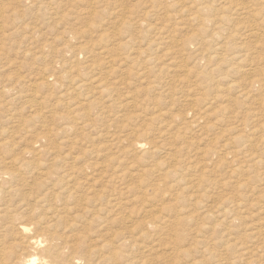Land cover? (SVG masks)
Wrapping results in <instances>:
<instances>
[{"label": "rangeland", "instance_id": "obj_1", "mask_svg": "<svg viewBox=\"0 0 264 264\" xmlns=\"http://www.w3.org/2000/svg\"><path fill=\"white\" fill-rule=\"evenodd\" d=\"M200 1L0 0V167L10 166L14 158L27 162L28 166L16 181L4 183L6 187L14 186L8 199L19 201L23 194L33 197L47 172L52 175L43 187L52 186L58 175L72 164L75 175L83 176L80 174L83 171L99 182L106 181L110 174L121 173L123 178H114L113 183L115 192L122 191L116 197L121 204L101 206V211L111 216L110 223L102 226V220L93 222L94 216L82 212L76 220L80 226L87 225L81 226V230L88 231L91 240L101 242L97 234H105L115 241L119 251L137 261L133 264H264V167L259 168L255 158H248L249 153L261 154L264 150L258 144L259 134H264V130H259L262 127L256 118L264 113L260 103L264 90L259 83L251 84L246 76L230 73L225 68L227 62L222 61L231 54L226 43L230 40L241 43L243 39L245 45L239 54L242 64L264 68V39L261 40L264 22L260 16L241 17L230 12L224 15L230 13L232 23L237 20L242 22L240 25L234 22L232 26L220 16L212 18L217 23L209 22L211 62L206 59L197 62L199 56L191 43L200 27L196 13L203 10ZM209 1L216 6L223 2ZM243 1L250 5L262 2H240ZM200 13L203 17L207 15L206 11ZM217 19L222 21L219 23ZM225 23H228L226 27ZM251 26L256 29L253 33L248 31ZM234 31L239 40L230 36ZM197 68L203 72L201 75ZM207 70H213L217 76L223 71L234 85H226L222 77L209 85L203 81ZM4 85L9 88L3 91ZM16 99L20 101L17 103ZM206 99L213 102L216 110H211L209 117L199 124L191 122L194 112L203 110L201 104ZM143 127L147 140L154 143H148L149 152L147 149L146 153L136 155L132 149L134 133L144 132ZM37 136L44 138L37 143ZM38 149L41 152H36ZM240 151L242 157H233V152ZM21 182L25 185H20ZM124 184L131 185L129 191ZM154 185L159 189L153 190ZM20 186L22 189L18 190ZM176 196L181 197V203L175 204ZM55 205L59 208L62 203L57 201ZM225 207L227 211H223ZM129 213L131 216L126 217ZM25 215L34 220L30 214ZM177 216L186 219L176 225ZM143 221H155V225L143 226ZM175 233L183 237L179 243L170 238ZM123 235L129 239L126 243L119 239ZM10 240L5 242L8 244ZM255 246L260 248L253 249ZM245 248L252 250L246 252ZM84 260L80 264H85ZM36 263L39 264H33Z\"/></svg>", "mask_w": 264, "mask_h": 264}, {"label": "bare ground", "instance_id": "obj_2", "mask_svg": "<svg viewBox=\"0 0 264 264\" xmlns=\"http://www.w3.org/2000/svg\"><path fill=\"white\" fill-rule=\"evenodd\" d=\"M167 1V0H166ZM189 1V0H188ZM214 1V0H212ZM241 0H223V2H221L220 5H214L211 3V1L209 0H201L200 2H203V4H200L199 6H202L203 10H199L197 13V18L200 19V23L199 26L196 25L197 27H199V29H197V31L193 34L192 36V46L195 48V52L197 51V54L199 57H197V62L206 59L208 62H211V58L212 55L211 54V48H212V43L209 42V38L212 36V30L209 29V22L212 20V18H216L218 16L222 17L225 19L224 22H228V23H232L230 16V13H232L233 15H237V16H241L243 14V16L249 15V16H260L262 17V22H264V0H262V2L260 3H254L253 2L250 4H248V1H243L240 2ZM253 1V0H252ZM180 2V1H179ZM218 2V1H216ZM220 2V1H219ZM89 3V2H88ZM87 3V4H88ZM149 3V2H148ZM155 3V2H154ZM157 3V2H156ZM193 3V2H192ZM215 3V2H214ZM182 4V3H181ZM187 5V4H186ZM156 6V5H155ZM185 6V5H184ZM189 5H187V7H189ZM150 7V6H149ZM177 7V6H176ZM191 7V6H190ZM197 7V6H195ZM3 8V7H2ZM128 8V7H127ZM144 9V8H143ZM178 9V8H177ZM94 10V9H93ZM149 10V9H148ZM168 10V9H167ZM192 10L193 7H192ZM196 10V8H195ZM142 11V10H141ZM153 11V10H152ZM161 11V10H160ZM188 11V10H187ZM190 11V10H189ZM201 11L203 12H207L206 17H203L201 15ZM1 12V11H0ZM3 12V11H2ZM123 12V11H122ZM154 12V11H153ZM224 12L227 14V12H230L227 16L224 15ZM136 12H134L135 15ZM157 13V12H156ZM165 13H167L165 11ZM195 13V14H196ZM87 14V13H86ZM89 14V11H88ZM133 14V13H131ZM146 14V13H145ZM126 15V14H123ZM151 15V14H150ZM155 15V14H154ZM161 15V14H160ZM232 15V16H233ZM5 16V15H4ZM92 16V15H91ZM95 16V15H94ZM145 16V15H144ZM183 16V15H180ZM190 16V15H189ZM247 17L246 19L250 18ZM1 17V16H0ZM186 17V15H185ZM234 17V16H233ZM242 17V16H241ZM257 17V18H258ZM12 18V17H11ZM227 18V19H226ZM229 18V19H228ZM236 18V17H235ZM124 19V18H123ZM133 19V18H132ZM195 19V18H194ZM223 19V20H224ZM233 19V18H232ZM236 19L240 20L239 17H237ZM218 20V19H217ZM242 20V19H241ZM259 20V21H261ZM219 23L220 21H222V19L218 20ZM246 21V20H245ZM249 21V20H248ZM258 21V22H259ZM120 22V21H119ZM140 22V21H139ZM152 22V21H150ZM194 22V21H193ZM212 22L215 24L217 23V21H213ZM223 22V23H224ZM236 22V24L242 23L241 21L238 23L237 20H234L233 23ZM252 22V21H251ZM154 23V22H153ZM152 23V24H153ZM197 23V24H198ZM225 23V27L226 24ZM233 23L231 24L233 26ZM244 23V22H243ZM249 23V22H248ZM1 24V23H0ZM124 24V23H122ZM135 24V23H134ZM149 24V23H148ZM196 24V23H195ZM194 24V25H195ZM246 24H244L245 26ZM250 24H248L249 26ZM120 26V25H119ZM151 26V25H150ZM222 27L223 29L225 27ZM238 26V25H237ZM236 26V27H237ZM124 27V26H123ZM214 27V26H213ZM228 27V26H227ZM235 27V26H234ZM233 27V28H234ZM235 27V28H236ZM247 27V25L245 26ZM256 27V26H255ZM87 28V27H86ZM196 28V27H194ZM211 28V27H210ZM230 28V27H229ZM242 28V27H241ZM119 29V28H118ZM218 29V28H217ZM217 29L215 31H217ZM228 29V28H227ZM244 29V28H243ZM246 29V28H245ZM244 29V30H245ZM2 30V29H1ZM0 30V31H1ZM136 30V29H135ZM222 30V29H221ZM237 30V29H236ZM235 30V31H236ZM254 30H256L254 27L251 26V28L248 30L250 33H253ZM258 30V29H257ZM261 30V29H260ZM83 31V30H82ZM99 31V30H98ZM104 31V30H103ZM118 31V30H117ZM129 31V29H128ZM132 31V30H130ZM129 31V32H130ZM219 31V30H218ZM217 31V32H218ZM232 32L230 34V36L232 37V39L236 38L235 36L238 35L237 33ZM238 31V30H237ZM239 31H241L239 29ZM246 31V30H245ZM247 31V32H248ZM262 31V30H261ZM9 32V31H8ZM116 32V30H115ZM259 32V31H258ZM88 33V32H87ZM86 33V34H87ZM113 33V32H111ZM214 33V32H213ZM221 33V32H220ZM219 33V35H220ZM240 33V32H239ZM244 33V32H243ZM246 33V32H245ZM2 34V32H1ZM121 34V33H120ZM158 34V33H157ZM218 34V33H216ZM242 34V33H241ZM264 34V32H263ZM222 35V34H221ZM244 35V34H243ZM246 35V34H245ZM85 36V35H83ZM224 36V35H223ZM222 36V37H223ZM226 36V35H225ZM240 36V34H239ZM2 37V36H1ZM81 37V36H80ZM117 37V36H116ZM229 37V36H228ZM246 37V36H245ZM254 37V35H253ZM260 37V36H259ZM109 38V36H108ZM122 38V37H121ZM214 38V37H212ZM252 38V37H249ZM5 39V38H4ZM80 39V38H79ZM238 39V38H236ZM256 39V38H254ZM264 38H261V40ZM29 40V39H28ZM239 40V39H238ZM243 40V39H242ZM240 41L241 43H237V42H232L231 40L228 41L226 43V47L228 48V50H231V54L227 57H224L222 59V61H224V63L227 62L226 64V69L230 72V73H236V74H241L243 76H246L247 79L249 80V82L252 83H259V86L262 90H264V68H257V67H247L246 65L242 64V60L240 59L239 54L242 53V48L244 47V43L243 41ZM257 40V39H256ZM255 40V41H256ZM215 41V38H214ZM217 41V40H216ZM3 43V41H1ZM118 42V41H117ZM123 42V41H122ZM219 42V41H218ZM263 42V41H262ZM129 43V42H128ZM175 43V42H174ZM220 43V42H219ZM258 43H261L258 40ZM257 43V44H258ZM87 44V43H86ZM127 44V42L125 43ZM222 44V43H221ZM220 44V45H221ZM105 45V44H104ZM103 45V46H104ZM138 45V44H137ZM177 45V44H176ZM260 45V44H259ZM94 46V45H93ZM218 46V44H217ZM262 46V45H261ZM95 47V46H94ZM105 47V46H104ZM107 47V46H106ZM110 47V46H109ZM138 47V46H137ZM215 47V46H213ZM219 47V46H218ZM2 48V47H0ZM224 48V46H223ZM221 47V49H223ZM262 48V47H261ZM264 48V47H263ZM109 49V48H108ZM115 49V48H114ZM220 49V50H221ZM245 49V48H244ZM243 49V51H244ZM216 50V49H215ZM106 51V50H105ZM110 51V50H109ZM108 51V52H109ZM120 51V50H119ZM223 51V50H222ZM1 52V51H0ZM118 52V51H117ZM133 52V51H132ZM218 52V51H217ZM103 53V51H102ZM105 53V52H104ZM216 53V51H215ZM214 53V54H215ZM107 54V53H106ZM110 54V53H109ZM107 54V55H109ZM119 54V52H118ZM219 54V53H218ZM106 55V56H107ZM127 55V54H126ZM134 55V54H133ZM221 55V53H220ZM114 56V55H113ZM112 56V58H113ZM116 56V55H115ZM114 56V57H115ZM111 57V56H110ZM123 57V56H122ZM110 58V59H112ZM142 58V56H141ZM103 59V58H102ZM124 59V58H122ZM102 61V60H101ZM104 61V60H103ZM122 61V60H121ZM126 61V60H125ZM92 62V61H91ZM127 62V61H126ZM152 62V59H150V62ZM128 63V62H127ZM131 63V62H130ZM129 63V64H130ZM174 63V62H173ZM105 64V63H104ZM124 64V63H123ZM242 64V65H240ZM107 65V63H106ZM93 66V65H92ZM99 66V65H98ZM109 66V65H108ZM96 67V66H94ZM101 67V66H100ZM105 67V66H103ZM115 67V65H114ZM247 67V68H246ZM90 68V67H89ZM109 68V67H108ZM226 73L227 71L225 70ZM249 68V69H248ZM103 69V68H102ZM200 68H197V70ZM203 69V67H202ZM1 70V69H0ZM222 70V69H221ZM100 72V70H98ZM221 72L218 76L214 74L213 70H207L204 73V79L203 81L208 82L209 85L214 84L215 79H217V77H222V80L225 81L226 85L228 86H233L234 83L227 78L226 75H224V72ZM45 72V70H44ZM95 72V71H94ZM140 72V71H139ZM198 73V75H201V70L196 71ZM7 73V72H6ZM47 73V72H46ZM186 73V72H184ZM196 73V74H197ZM3 75V74H2ZM8 75V74H7ZM99 75V74H98ZM113 75V74H112ZM111 75V76H112ZM5 76V75H4ZM17 76V75H16ZM95 76V74H94ZM107 76V74H106ZM197 76V75H196ZM48 77V76H47ZM46 78V77H44ZM49 78V77H48ZM94 78V77H93ZM115 78V77H114ZM91 79V78H90ZM106 79V78H105ZM44 80V79H43ZM49 80V79H47ZM84 80V79H83ZM94 80V79H92ZM219 80V79H218ZM3 81V80H2ZM17 81V79H16ZM34 81V80H33ZM78 81V80H77ZM88 81V80H87ZM90 81V80H89ZM88 81V82H89ZM107 81V80H106ZM117 81V80H116ZM220 81V80H219ZM221 81V82H223ZM35 82V81H34ZM53 82V81H52ZM81 82V81H80ZM79 82V83H80ZM83 82V81H82ZM97 81H95L96 83ZM110 82V80H109ZM5 83V82H4ZM12 83V82H11ZM15 83V82H14ZM27 83V82H26ZM29 83V82H28ZM78 83V82H77ZM78 83V85H79ZM98 83V82H97ZM224 83V84H225ZM33 84V83H32ZM35 84V83H34ZM48 84V83H45ZM74 84V82H73ZM198 84V83H195ZM223 84V83H222ZM27 85V84H26ZM96 85V84H95ZM104 85V84H103ZM107 85V84H106ZM104 85V86H106ZM22 86V85H21ZM36 86V85H35ZM47 86V85H46ZM82 86V85H81ZM94 86V85H92ZM97 86V85H96ZM95 86V87H96ZM216 86V83H215ZM2 87V86H1ZM54 87V86H53ZM74 87V86H73ZM72 87V89H73ZM76 89H78V86H75ZM87 87V86H86ZM99 87V86H98ZM109 87V86H108ZM199 86H197L196 88H198ZM9 88L7 87V85H4L2 87V90L4 91V89ZM50 88V87H49ZM84 88V85H83ZM89 88V87H87ZM100 88V87H99ZM97 88V89H99ZM103 88V87H102ZM1 89V88H0ZM20 89V88H19ZM80 89V88H79ZM78 89V90H79ZM92 89V88H91ZM96 89V88H95ZM12 90V89H11ZM16 90V89H15ZM33 90H31L32 92ZM85 92H87L86 90H84ZM198 91H200V89H198ZM67 92V91H65ZM72 92V91H71ZM96 93V92H95ZM93 93V94H95ZM5 94V92H4ZM18 94V92H17ZM26 94V92L24 93ZM28 94V93H27ZM68 94V93H67ZM76 94V93H75ZM74 94V95H75ZM79 94V93H78ZM89 94V93H88ZM16 95V94H15ZM61 95V94H60ZM70 95V94H68ZM73 95V94H72ZM5 96V95H4ZM3 96V97H4ZM31 96H33L31 94ZM30 96V97H31ZM67 96V95H66ZM12 97V96H11ZM28 97V96H27ZM39 97V96H38ZM63 97V96H61ZM2 98V97H1ZM24 98V97H23ZM22 98V99H23ZM45 98V97H44ZM66 98V97H65ZM75 98V96H74ZM8 99V98H6ZM21 99V98H20ZM38 99V98H37ZM36 99V100H37ZM57 99V98H56ZM194 99V98H193ZM197 101L196 103L198 105H200L199 103V99L196 98ZM17 100V99H16ZM24 100V99H23ZM32 100V99H31ZM35 100V101H36ZM207 100V99H206ZM20 100H17V103ZM27 100H25L26 103ZM34 101V102H35ZM191 101V100H190ZM205 101V100H204ZM203 101V102H204ZM2 102V101H0ZM5 102L7 103V101L5 100ZM61 102V101H60ZM83 102V101H82ZM132 102V101H130ZM134 102V101H133ZM194 102V100H193ZM4 103V101H3ZM10 103V102H9ZM41 103V101H40ZM260 103L261 105L264 107V97L260 99ZM29 104V103H27ZM75 104V103H74ZM79 104V103H78ZM136 104V103H135ZM133 103V105H135ZM196 104V105H197ZM17 105V104H16ZM30 105V104H29ZM32 105V104H31ZM52 105V104H50ZM132 105V106H133ZM195 105V106H196ZM204 106L203 110L201 111L200 109H196L198 111L194 112V119L191 122H196L197 124H199L202 120L206 119V117L208 118L210 115V111L214 110L213 107V102H211V100H207L205 102V104H201ZM37 106V105H36ZM39 106V105H38ZM131 106V107H132ZM5 107V106H4ZM9 107V106H7ZM35 107V106H34ZM50 107V106H49ZM14 108V107H13ZM46 109V107H44ZM64 108V107H63ZM130 108V107H129ZM199 108V107H198ZM1 109V108H0ZM40 109V108H39ZM43 109V108H42ZM48 109V108H47ZM46 109V110H47ZM66 109V108H65ZM69 109V108H68ZM4 110V109H2ZM8 110V109H7ZM15 110V108H14ZM13 110V111H14ZM36 110V108H35ZM12 111V109H11ZM16 111V110H15ZM38 111V110H37ZM40 111V110H39ZM50 111V110H49ZM67 111V110H66ZM85 111V110H84ZM161 111V110H160ZM163 111V110H162ZM166 111V110H165ZM10 112V111H9ZM68 112V111H67ZM87 112V111H86ZM159 112V111H158ZM211 112V113H212ZM44 113V112H42ZM47 113V112H45ZM73 113V112H72ZM71 113V114H72ZM19 114V112H18ZM74 114V113H73ZM157 114V113H156ZM165 114V113H164ZM14 115V114H13ZM88 115V114H87ZM163 115V114H162ZM9 116V115H8ZM89 116V115H88ZM92 116V115H90ZM17 117V114H16ZM75 117V116H74ZM73 117V119H74ZM164 117V116H163ZM78 118V117H77ZM75 118V119H77ZM86 118V117H85ZM257 119L260 120V126L262 128H260V131L264 130V113L259 114L257 117ZM22 119V118H21ZM79 120V118H78ZM1 122V121H0ZM7 122V121H6ZM19 122V121H18ZM23 122V121H21ZM73 122V121H72ZM14 123V122H13ZM12 123V124H13ZM17 123V122H16ZM16 123H14L16 125ZM45 124V123H44ZM54 124V123H53ZM52 124V126H53ZM70 124V123H69ZM68 124V125H69ZM5 125V124H4ZM2 125V126H4ZM7 125V123H6ZM55 125V124H54ZM67 125V124H66ZM190 125V124H189ZM201 125V124H200ZM11 126V125H10ZM49 126V125H48ZM58 126V125H57ZM64 126V124H63ZM79 126V125H78ZM80 126H83L80 125ZM193 126V125H192ZM47 127V126H46ZM51 127V126H49ZM59 127V126H58ZM7 128L9 129V126L7 125ZM14 128V127H13ZM42 128V127H40ZM44 128V127H43ZM60 128V127H59ZM72 128V127H71ZM194 128V127H193ZM2 129V128H1ZM6 129V128H5ZM12 129V127L10 128ZM83 129L84 126H83ZM4 130V129H2ZM45 130V129H44ZM49 131L50 128H48ZM71 130V129H70ZM81 130V129H79ZM87 130V129H86ZM144 132L140 133L139 130L135 131V140H133L132 143V149L133 151H136V155L141 154V153H146L147 149L149 152L150 148H147L148 143L149 144H153L154 142H149L147 140V135H146V128L143 127ZM6 131V130H5ZM10 131V130H8ZM42 131V129H41ZM47 131V130H46ZM65 131V130H64ZM162 131V130H161ZM13 132V131H12ZM43 132V131H42ZM67 132V131H66ZM72 132V131H70ZM160 132V131H159ZM4 133V132H3ZM6 133V132H5ZM74 133V132H73ZM1 134V132H0ZM8 134V132H7ZM49 134V133H48ZM47 134V135H48ZM82 134V133H81ZM41 135V134H40ZM54 135V134H53ZM5 136V135H4ZM9 136V135H8ZM7 136V137H8ZM12 135H10L9 137L11 138ZM64 135H62L63 137ZM79 136V135H78ZM160 136V135H159ZM49 137V136H48ZM52 137V136H51ZM71 137V135H70ZM42 137L37 136L36 137V142H40L42 140ZM64 138V137H63ZM61 138V139H63ZM66 138V137H65ZM64 138V139H65ZM68 138V137H67ZM9 140V138H7ZM50 139V138H49ZM55 139V138H54ZM76 139V138H75ZM74 139V140H75ZM149 139V138H148ZM53 140V139H52ZM58 140V139H57ZM72 140V139H70ZM84 140V139H83ZM155 140H157L155 138ZM3 141V140H2ZM1 141V142H2ZM6 141V140H5ZM46 141V139H45ZM51 141V139H50ZM49 141V142H50ZM59 141V140H58ZM185 141V140H184ZM11 143V141H8ZM13 142V140H12ZM77 142H79L77 140ZM81 142V141H80ZM14 143V142H13ZM36 143V145H37ZM55 143V142H54ZM160 143V142H159ZM157 143V144H159ZM182 143V142H181ZM5 144V143H4ZM61 144V143H60ZM69 144V143H68ZM74 144V143H73ZM258 144L264 146V134H259V138H258ZM257 144V145H258ZM17 145V143L15 144ZM72 145V142H71ZM80 145V144H78ZM77 145V146H78ZM8 146V143H7ZM10 146V145H9ZM47 146V143L46 145ZM53 146V145H52ZM66 146V145H65ZM83 146V145H82ZM155 146V145H153ZM170 146V145H169ZM12 147V146H11ZM160 147V146H159ZM257 147V146H256ZM2 148V147H0ZM13 148V147H12ZM35 148V147H34ZM53 148V147H52ZM58 148V147H57ZM71 148V146H70ZM125 148V147H124ZM18 149V146H17ZM16 149V150H17ZM43 149V148H42ZM48 149V147H47ZM77 149V148H76ZM153 149V148H152ZM2 150V149H1ZM20 150V149H18ZM35 150V149H32ZM82 150V149H80ZM85 150V149H84ZM258 150V149H257ZM27 151V150H26ZM39 151L36 150V152ZM48 151V150H47ZM76 151V150H75ZM259 151V150H258ZM10 152V151H9ZM28 152V151H27ZM31 152V151H30ZM41 152V151H39ZM67 152V151H66ZM162 152V151H161ZM232 152V151H230ZM257 152V151H256ZM18 153V152H16ZM15 153V154H16ZM57 153V152H56ZM56 153L54 155H56ZM59 153V151H58ZM73 153V152H72ZM71 153V154H72ZM78 154V153H77ZM82 154V153H81ZM168 154V153H167ZM204 154V153H203ZM227 154V153H226ZM225 154V155H226ZM239 154H242V152H233V157L237 158L238 156H241ZM14 155V154H13ZM19 154H16V156ZM38 155V154H37ZM62 155V153H61ZM150 155V153H149ZM163 155V154H162ZM220 155V153H219ZM57 156V155H56ZM65 156V155H64ZM63 156V157H64ZM76 156V155H75ZM87 156V155H86ZM108 156V155H107ZM133 156V155H132ZM164 156V155H163ZM162 156V157H163ZM12 157V156H10ZM34 157V156H33ZM53 157V156H52ZM51 157V158H52ZM104 157V156H103ZM101 157V158H103ZM242 157V156H241ZM9 158V157H7ZM68 158V157H67ZM66 158V160H67ZM71 158V157H70ZM75 158V157H74ZM109 159V157H106ZM131 158V157H130ZM139 158V157H138ZM234 158V159H235ZM248 158L253 159L255 158L256 161L255 163L257 164V166L259 165V168H263L264 167V150H261V154H256L255 151L252 153H249ZM30 159V158H29ZM32 159V158H31ZM55 159V156H54ZM53 159V160H54ZM59 159V158H58ZM7 160V159H6ZM10 160V159H9ZM52 160V159H51ZM57 160V159H56ZM64 160V159H62ZM71 160V159H70ZM69 160V161H70ZM105 160V159H104ZM229 160V158H228ZM235 160H239V159H235ZM40 161V160H39ZM37 161V162H39ZM65 161V160H64ZM73 161V160H72ZM207 161V160H205ZM36 162V160L34 161ZM33 162V163H34ZM125 162V161H124ZM127 162V161H126ZM194 162V161H193ZM253 162V161H252ZM55 163V162H54ZM53 163V164H54ZM59 163V162H58ZM74 163V162H73ZM105 163V161H104ZM10 166H6V167H0V264H33L35 262H38L39 264H80V260H84L85 264H133V263H137L136 260L130 259V257H127V255H124L121 251L118 250V248H116L115 241H110L105 234H102L101 232H99L97 235L98 239H102L101 242H97V239L91 240V236L89 234L88 231H83L81 230V226L86 228L87 225H79L77 224L76 220L78 219V217H81L80 212L82 213H87L91 216H94L96 219L93 222H96L97 219L102 220V223L104 226L106 223H110L109 219L111 218V216L107 213V212H103L101 211V206L102 204H107V205H111L112 207H118L121 203L117 202V194H121L122 191L119 189V191L115 192V190L113 189V183L115 182L114 178H117L118 180H121L123 177H120L122 175H120L121 173H114V174H110V177H108V179L106 180L107 182H110L109 184L106 181H101L99 182L97 180V178H91L87 173H83V171H80V174H83V176H77L75 175V171H74V166L73 164L70 166L71 168L65 169V171L60 175H58V178L54 181V184L51 185H47L45 187L42 186V184H46L45 181L49 180L51 178V175L49 172H47V174L45 175V179L44 181L39 183V188L36 192V194L33 197H27L26 194H23L20 198L19 201H13L11 199H8L7 196L14 190V186L11 188L6 187L4 185L7 184V182L9 180L11 181H16V179L24 173V171L22 170L23 168L26 167L27 162L25 161H21V160H14L11 161ZM62 164V163H61ZM124 164V163H123ZM177 164V163H176ZM243 164V163H242ZM6 165V164H5ZM32 165V164H31ZM65 165V164H64ZM77 165V163H76ZM113 165V164H112ZM131 165V164H129ZM128 165V166H129ZM212 165V163L210 164ZM37 166V165H36ZM42 166V165H41ZM60 166V164H59ZM203 166V165H202ZM208 166V165H207ZM238 165H235V167H237ZM248 166V165H246ZM28 167V166H27ZM26 167V168H27ZM209 167V166H208ZM212 167V166H211ZM209 167V168H211ZM245 167V166H243ZM242 167V168H243ZM170 168V167H169ZM168 168V169H169ZM234 168V167H233ZM239 168V167H238ZM70 169H72V171H69ZM101 169H104L101 168ZM125 169V168H124ZM133 169V168H132ZM135 169V168H134ZM42 170V169H41ZM46 170V169H45ZM162 170V169H161ZM238 171V169H235V171ZM248 170V169H247ZM43 171V170H42ZM68 171V172H66ZM87 171V170H86ZM176 171V170H175ZM236 171V172H237ZM241 171V170H240ZM38 172V171H36ZM132 172V171H131ZM166 172V171H165ZM180 172V171H179ZM181 173H183L181 171ZM239 173V172H238ZM56 174V173H55ZM92 174V173H91ZM176 174V173H175ZM241 174V172H240ZM35 175V174H34ZM36 175H38L36 173ZM41 176V174H39ZM79 175V174H78ZM94 175V174H93ZM114 175V176H113ZM130 175V174H129ZM196 175V174H195ZM193 175V176H195ZM98 176V175H97ZM260 176V175H259ZM166 177V176H165ZM182 177V176H181ZM199 177V176H198ZM201 177V176H200ZM244 177V176H243ZM246 177V176H245ZM192 178V176H191ZM233 178V177H232ZM235 178V177H234ZM237 178V177H236ZM247 178V177H246ZM99 179V178H98ZM103 179V178H101ZM116 179V180H117ZM179 179V178H178ZM196 179V178H195ZM198 179V178H197ZM196 179V180H197ZM261 179V177H260ZM173 181V180H172ZM190 181V180H188ZM238 181V180H237ZM176 182V181H175ZM203 182V180H201V183ZM10 183V182H9ZM13 183V182H12ZM173 183V182H172ZM115 184V183H114ZM117 184V182H116ZM237 184V182L235 183ZM20 185H25V182H21ZM202 185V184H201ZM264 186V185H263ZM24 187V186H23ZM26 187V186H25ZM102 187V188H101ZM124 188L127 189V191H129V188L131 187L130 184H124L123 186ZM155 188V189H154ZM22 189V187L20 186V188L18 190ZM24 189V188H23ZM153 190H157L159 188H156V186L154 185L152 187ZM17 190V191H18ZM170 190V189H169ZM173 191V189H171ZM175 191V189H174ZM203 192V190H202ZM259 192V191H258ZM192 196V195H191ZM190 197H187V199ZM261 199V198H260ZM191 200V199H190ZM198 200V199H197ZM59 201L62 203V205L58 208V206H56V202ZM235 201V200H234ZM174 202L175 204L178 202L181 203V197L180 196H176L174 198ZM189 202V201H188ZM262 202V201H260ZM153 204V203H152ZM259 204V203H258ZM153 206V205H152ZM175 206V205H174ZM262 206V205H261ZM157 207V206H156ZM159 208V207H158ZM157 208V209H158ZM240 208V207H239ZM152 209V208H151ZM168 209V208H167ZM175 209V208H174ZM228 207L223 208V211H227ZM159 210V209H158ZM161 210V209H160ZM238 211V210H235ZM149 212V211H148ZM156 212V211H154ZM160 212V211H158ZM157 212V213H158ZM151 213V212H150ZM153 213V212H152ZM183 213V212H182ZM25 214H30L34 220H31L29 218H27V216ZM131 214H133L131 212ZM147 214V212H146ZM163 214V213H161ZM186 215V214H185ZM131 216L130 213L129 215H126V217ZM182 216V215H181ZM149 217V215H148ZM152 217V216H151ZM198 217V216H197ZM136 218V217H135ZM150 218V217H149ZM148 218V219H149ZM189 218V217H188ZM124 219V218H123ZM186 219L185 217H179L177 216L176 218V222L174 224H179L180 221ZM133 220V219H131ZM152 220V219H151ZM158 222H161L160 219H156ZM155 220V221H156ZM160 220V221H159ZM175 220V219H174ZM124 221V220H121ZM155 221H148L145 222L143 221L142 225H155ZM169 221V220H167ZM129 222V221H128ZM131 223V222H130ZM172 223V222H170ZM125 224V222H124ZM134 224V222H132V225ZM159 224V223H158ZM173 224V225H174ZM176 224V225H177ZM182 224V223H181ZM180 224V225H181ZM61 228V230L58 232V226ZM128 225V224H127ZM161 225V224H160ZM135 226V225H134ZM183 226V225H182ZM185 226V225H184ZM263 226V225H262ZM132 226L130 225L131 228ZM172 228V225H171ZM148 231V228H146ZM261 229V227L259 228ZM263 229V228H262ZM143 230V229H142ZM131 232H133L131 230ZM259 232V231H258ZM134 233V232H133ZM134 235V234H133ZM134 237V236H133ZM130 238V237H129ZM172 239H174L173 241H178V243L182 240V236L177 235V233L172 234L171 237ZM7 239H11L10 241H8V244L5 242ZM120 241L123 243H126L129 239L127 236H121L119 237ZM141 239V238H140ZM138 241V240H137ZM140 241V240H139ZM141 241H143L141 239ZM117 242V241H116ZM144 242V241H143ZM146 242V241H145ZM6 243L7 246H5L4 244ZM141 243V242H140ZM158 243V242H157ZM176 243V242H175ZM189 243V242H188ZM132 244V242H131ZM134 244V243H133ZM191 244V243H190ZM176 245V244H175ZM179 244H177L178 246ZM186 245V244H185ZM145 247V246H143ZM142 248V247H141ZM171 248V247H170ZM180 248V247H178ZM178 248H176L177 250H179ZM187 248V247H186ZM190 248V247H189ZM209 248V247H208ZM260 247L259 246H255L253 249L258 250ZM120 249V248H119ZM163 249V248H161ZM251 249V248H250ZM249 248H245L244 250L246 252H248L250 250ZM174 250V249H173ZM252 250V249H251ZM162 251V250H161ZM172 251V250H171ZM168 251V252H171ZM175 252V251H174ZM178 252V251H177ZM95 255H97L98 257L95 258ZM172 255V253H171ZM183 255V254H182ZM169 257V256H168ZM181 257V256H180ZM135 258V257H134ZM174 258V257H172ZM264 258V257H263ZM168 260V259H167ZM173 261V260H172ZM187 261V260H186ZM189 261V260H188ZM205 261V260H204ZM245 261V259H244ZM140 262V261H139ZM190 262V261H189ZM208 262V261H207ZM151 263V262H150ZM173 263V262H172ZM191 263V262H190ZM37 264V263H36ZM149 264V263H148ZM211 264V263H210Z\"/></svg>", "mask_w": 264, "mask_h": 264}]
</instances>
